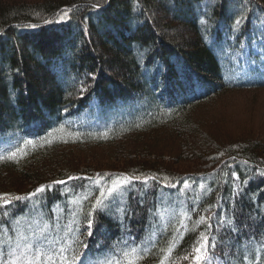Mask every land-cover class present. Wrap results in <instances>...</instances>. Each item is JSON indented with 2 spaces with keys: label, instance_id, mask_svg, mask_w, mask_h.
<instances>
[{
  "label": "trees",
  "instance_id": "16d2710c",
  "mask_svg": "<svg viewBox=\"0 0 264 264\" xmlns=\"http://www.w3.org/2000/svg\"><path fill=\"white\" fill-rule=\"evenodd\" d=\"M65 8H72L70 18L60 21ZM263 15L264 0H0V157L17 152L16 160H0V194L24 196L48 186L33 198L0 202V245L39 208L60 226L71 215L75 238L87 244H74L81 264L112 257L123 243L149 249L140 264H160L170 243L175 247L164 264H196L192 246L205 231L209 244L215 241L212 264H264L259 140H212L208 153L197 152L198 169L184 172L145 161H171L148 149L116 148L120 163L78 168L66 165L72 154L57 151L152 131L150 138L162 127H180L187 137L194 106L223 91L264 87L258 64L245 74L238 64L262 33L255 23ZM251 57L260 54L251 49ZM133 155L145 160L129 163ZM11 170L15 186L4 184ZM122 175L140 179L124 185L119 205L94 214L87 236L84 214L101 185ZM163 193L172 200L181 194L186 205L185 215L165 225L158 215ZM200 216L210 217L211 228L197 226Z\"/></svg>",
  "mask_w": 264,
  "mask_h": 264
},
{
  "label": "rangeland",
  "instance_id": "374dc122",
  "mask_svg": "<svg viewBox=\"0 0 264 264\" xmlns=\"http://www.w3.org/2000/svg\"><path fill=\"white\" fill-rule=\"evenodd\" d=\"M23 1L36 4L43 0ZM255 25L257 26L256 31L262 33H259V37L253 41L251 46L247 45L245 47L244 54L241 56V65L245 69L244 73H247V68L252 65L264 63V15L260 21H256ZM250 47L256 53H260V61L249 57ZM258 65L261 66V70L264 69L263 64ZM187 117L191 120L192 124L188 127L189 135L187 137L181 135L183 131L184 134L187 133L185 129L181 130L178 127L176 130V126L169 128L162 127L159 128L160 133L150 138H148V135L152 131L134 134L112 144L64 146L57 148V151L72 154L73 156L70 162L66 165L78 168L90 164L95 167H104L120 163L121 158L118 157L122 154L119 151L123 148L129 149V153H134L137 151V148L143 150L148 149L150 152H164L165 154H169L171 161H168V157L156 158L153 161V159L145 160V158H138L133 155L129 163L145 160L153 166L164 164L173 170H180L182 172L198 169L199 155L197 152L208 153L209 150L207 147L214 144L211 142L212 140L215 143L227 144L235 140L256 139L261 142L259 143L262 145L260 146V151L264 154V87L223 91L212 99L194 106L188 112ZM168 131H175L178 135L169 133ZM116 148L120 149L118 150ZM182 151H187L189 154H183ZM91 154L95 155V158H91ZM112 154L119 155L112 157ZM172 156L174 157L171 158ZM7 176L11 179V182H5V185L15 186L19 184V178L17 179L14 170H11ZM97 184L101 183L97 182ZM101 186L106 185L102 184ZM25 188L26 186H22V189ZM124 196H126V190L123 186L115 194L114 198H109L105 201V206L112 208L115 205H119L123 201ZM161 198L158 210L161 225H165L170 219L176 216L185 215L186 205L181 194H178L172 200L169 193H163ZM72 204L78 205L79 199H72ZM33 210L32 213L19 220L18 232L9 242L14 241L18 236H26L28 241L32 242L38 248L50 250L54 249V246L58 247V244H56L57 239L63 235L57 234L54 230V225L45 220L40 210L37 208ZM66 223L65 231L67 233L69 232L68 224L72 223L69 217H67ZM119 246L120 244L117 246L119 252L135 247L129 243H123L120 248ZM7 250L8 246L4 250L5 254ZM116 258L119 259V257ZM112 259L109 258L105 262L98 261L92 264H108Z\"/></svg>",
  "mask_w": 264,
  "mask_h": 264
},
{
  "label": "snow or ice",
  "instance_id": "6c2138e0",
  "mask_svg": "<svg viewBox=\"0 0 264 264\" xmlns=\"http://www.w3.org/2000/svg\"><path fill=\"white\" fill-rule=\"evenodd\" d=\"M98 7V5H96ZM72 11V8H65L61 10L59 14V20L64 21L69 19V13ZM243 18H239L235 21L237 25L241 23ZM46 23L49 21H45ZM30 27H36V25H29ZM86 89H81L85 91ZM26 144L32 143L31 141H26ZM19 151V150H18ZM17 152L10 153L7 157H0V160L12 159L16 160ZM99 175V174H98ZM73 177H69L72 179ZM238 178V177H237ZM133 179H140V177H129L127 175H122L111 181L110 186H102L99 190V196L95 198V202L90 205L88 212L84 214V220L86 222L85 233L87 236H92V227L94 224V214L102 210L105 205V201L109 198H114L115 194L120 191L124 185H127ZM148 178L145 177V180ZM155 179V177H152ZM54 183L64 184L65 181H55ZM247 183V181H245ZM187 186V185H186ZM47 185H40L33 192H29L24 196L13 195L10 193L0 194V202L2 205H10L13 201L27 200L35 197L38 193H43L47 189ZM87 199V197H85ZM0 205V206H2ZM211 207V206H210ZM207 211V209L205 210ZM210 217L200 216L197 221V226L203 223L206 225V230L211 228V224L208 223ZM184 230H187L186 225H181ZM72 230L69 229V232ZM79 231V229H77ZM8 250L6 254L4 253V246L0 245V264H76V261L79 260V255L76 253L75 249L72 248L73 244H78L81 247H87V244L84 241L79 239V236L75 240H62L59 242L58 247L50 250H44L36 247L32 242L28 241L26 236H18L14 241H6ZM175 247L174 243H170V246L162 252H166L160 264H164V261L168 260L173 249ZM215 248V241L213 240L209 244V235L207 231L201 232L197 241L192 246V253L194 254V259L196 264H212L214 256L210 254V249ZM71 251L72 255L69 257L67 253ZM149 253L147 248H137L132 247L130 249H124L119 253V259L113 258L108 264H140ZM189 257L185 256L183 259L187 260ZM258 264V261H257Z\"/></svg>",
  "mask_w": 264,
  "mask_h": 264
}]
</instances>
